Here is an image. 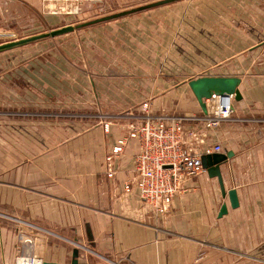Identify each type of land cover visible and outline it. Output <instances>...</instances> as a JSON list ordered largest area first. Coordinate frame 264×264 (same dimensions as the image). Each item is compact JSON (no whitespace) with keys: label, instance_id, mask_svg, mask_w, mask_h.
Wrapping results in <instances>:
<instances>
[{"label":"crops","instance_id":"obj_1","mask_svg":"<svg viewBox=\"0 0 264 264\" xmlns=\"http://www.w3.org/2000/svg\"><path fill=\"white\" fill-rule=\"evenodd\" d=\"M203 4L157 28L118 23L24 58L0 53V264L26 237L45 263H70L76 247L79 264L264 263V1ZM199 76L240 78L232 119L209 139L233 152L220 171L238 205L205 172L155 215L122 188L137 141L112 176L106 157L144 103L203 112L187 83Z\"/></svg>","mask_w":264,"mask_h":264},{"label":"built area","instance_id":"obj_2","mask_svg":"<svg viewBox=\"0 0 264 264\" xmlns=\"http://www.w3.org/2000/svg\"><path fill=\"white\" fill-rule=\"evenodd\" d=\"M69 2L74 0H38L40 8L48 13L60 12ZM204 101L207 110L199 113L153 114L145 110L140 121L128 124L127 136L118 139L106 157V174L112 176L115 156L129 140L137 141L139 148L133 159L135 176L123 184V190L135 192L155 215L169 211L173 197L187 189V180L206 172L201 163L203 154L224 151L219 140L209 139L210 133L232 119L233 96L213 95ZM22 241L26 247L10 264H45L33 251V239L26 237Z\"/></svg>","mask_w":264,"mask_h":264},{"label":"rangeland","instance_id":"obj_3","mask_svg":"<svg viewBox=\"0 0 264 264\" xmlns=\"http://www.w3.org/2000/svg\"><path fill=\"white\" fill-rule=\"evenodd\" d=\"M151 1L154 0H74V2H69L67 5L61 7L60 12L48 13L40 8L37 0H0V43L30 36L32 34L43 32L51 28L82 22L91 18L127 9ZM187 1L190 0H183L163 5L154 9L142 11L120 19L83 28L69 34L40 42H35L2 53H4V57H7V59L8 56L14 58H18L19 56V58H24L29 56L30 54L38 53L41 48L54 49L58 47L59 43H63L62 41L66 39H68V41H66L67 43H69L70 40H78L80 37L83 39L88 33L92 31L100 28L104 29L106 27L116 26L119 25L118 23H125V25H127L128 27L126 28L128 31L135 30V28L133 27L137 24L145 25L147 28H157L158 26H164L166 20L170 19L171 21L174 20L178 22L179 18L187 16ZM203 1V6L208 3H215V0ZM144 104L145 106H143ZM144 104L141 105V114H134L133 118L127 122V126L131 122L140 121V119H142V117L146 113L145 110H150V105L146 103ZM93 112H87V110L84 109V111H81V114ZM95 113L96 119L99 120L103 118V115L99 114V110L95 109ZM172 113L183 114V112L178 111ZM100 116L102 117L100 118ZM81 117L84 118V116ZM103 125L104 128L107 127V123H104ZM127 134L125 136H127ZM208 135L209 131H207L206 138L208 137ZM121 137L124 136L116 138L115 143Z\"/></svg>","mask_w":264,"mask_h":264},{"label":"water","instance_id":"obj_4","mask_svg":"<svg viewBox=\"0 0 264 264\" xmlns=\"http://www.w3.org/2000/svg\"><path fill=\"white\" fill-rule=\"evenodd\" d=\"M183 0H154L141 5L133 6L127 9L119 10L116 12L108 13L102 16L91 18L82 22L67 24L49 30L32 34L23 38L14 39L11 41H6L0 43V53L14 50L35 42H40L48 40L51 38H56L71 32L101 24L104 22L120 19L132 14H136L142 11H147L154 9L163 5L171 4L174 2H179ZM188 86L195 96L199 106L203 112L207 110V105L204 99L211 98L213 95H224L231 94L234 100H240L241 94L238 89L240 83V78L237 76H199L196 78H191L188 80ZM233 156V152L228 150L225 152H213L210 154H203L201 156L202 166L205 168L207 174L211 178H216L219 189L223 196L227 195L229 199V204L232 208L238 205L237 193L234 188L225 189L222 181L220 164L226 161L228 158ZM227 212V207L225 203H222L218 216H222ZM79 249L76 247L72 251L71 260L68 264H79L78 261ZM45 264H55V263H45Z\"/></svg>","mask_w":264,"mask_h":264}]
</instances>
